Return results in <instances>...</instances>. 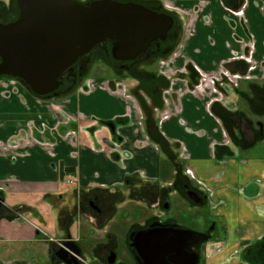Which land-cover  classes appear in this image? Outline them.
I'll list each match as a JSON object with an SVG mask.
<instances>
[{"label":"crops","instance_id":"0c3cea01","mask_svg":"<svg viewBox=\"0 0 264 264\" xmlns=\"http://www.w3.org/2000/svg\"><path fill=\"white\" fill-rule=\"evenodd\" d=\"M161 1L180 9L192 23L174 68L181 70L194 61L212 74L221 68L243 73L246 64L234 57L251 35L258 43V57L264 55V0H247L244 22L223 4L234 7L240 0ZM118 81L123 80L91 77L61 100L42 103L21 83L0 82V264H48L45 236H71L85 254L101 257L103 250L96 245L124 219L126 205L149 207L168 186L174 197L178 192L173 186L180 187L184 170L192 172L210 196L213 220L208 223L215 238L205 264H253L243 251L264 237V158L232 159L238 151L224 133L228 129L232 135L237 123L247 122L234 114L242 110L238 93L246 90V83L238 90L226 89L224 106L231 113L215 105L221 121L208 109L215 95L196 98L188 80L175 81L173 90L164 94L165 110L156 114L150 108L143 114L135 100L117 90ZM142 81L150 90L159 83ZM123 82L133 89L139 86L134 79ZM85 85L88 89L81 90ZM150 93L147 103L160 105ZM60 110L74 119L67 130L74 134L52 129ZM105 122L116 127L101 128ZM119 136L120 147L115 144ZM37 141L54 143L52 154ZM181 143L186 147L182 157ZM216 147H223V159L216 156ZM64 171L75 174L74 184ZM90 201L101 212L84 213ZM26 207L36 209L37 217L23 215ZM11 212L20 217L10 220ZM91 241L94 245L89 246Z\"/></svg>","mask_w":264,"mask_h":264},{"label":"flooded vegetation","instance_id":"af4514ba","mask_svg":"<svg viewBox=\"0 0 264 264\" xmlns=\"http://www.w3.org/2000/svg\"><path fill=\"white\" fill-rule=\"evenodd\" d=\"M18 0H0L5 5V9H2L0 7V22L3 24H8L10 22L15 21L19 17V7H18ZM79 3L82 4H89L92 3L95 0H76ZM123 3L128 2H134L141 5H144L151 9H159L163 8L167 14L174 17L175 23L174 27L169 32V36L174 32L175 27L178 25V22L181 24V34L178 39L177 44L173 49L170 50L168 53H163V51L168 47L169 45V38L166 41H158L153 44L151 49H149L148 53L139 56L136 60L131 61H120L116 60L113 57L112 54V44L110 42H107L106 44L102 46H97L91 53V59L88 62V57L84 58L83 60H79L76 65L75 69L71 71L73 74V77H70V81H64V84L60 87L58 90L59 92H66L67 89L71 87V91L68 93L61 95L59 97H52L50 99L42 98L37 95H35L32 91V94H34L39 102L43 101H53V100H61L62 98L68 96L72 92H74L77 88V85L80 84L83 80L88 81L89 78H94V76H89V74L92 72V68L94 63H105V66L108 67L110 70H112L115 74V76H106L103 75V77L108 78H120L124 81V79H134L139 82V86L135 89L130 88L126 85L123 81L117 82V90H121L124 96L127 98H132L135 100V102L138 104V107L140 108L141 112L145 114V112L150 108L155 114L164 111L166 107V101L164 100V94L168 93L169 91L173 90V86L175 84L176 80H182L186 81L188 80L189 84V91L192 95H194L196 98H202L207 97L209 95H215V98L213 101H210L208 103V109L210 113L216 115L214 112L215 105H219L223 107V110L226 112H230V110L226 109L225 103L227 100V88H232L234 90H238L243 83H246L247 87L246 90L240 91L238 93V98L240 99L239 107L242 108L240 111H236L234 114H241L245 120L246 123H237V129L235 132H232V135L230 134V131L228 129H225L226 131L225 136H228V143H230L231 146L235 147L237 149L234 151V154L231 155L232 159L237 160H249L247 158L248 154L245 156H242L245 152H249V149L254 148L257 143L264 139V55L262 58L258 57V43L254 36H250L249 40L242 42V48L243 51L240 54H237L234 57V60L236 61H242L246 64L247 68L245 72L243 73H234L231 72L229 69L221 68L218 72L212 74L206 72L204 69H202L199 65L194 63V61L188 62L183 69L179 70L174 68V63L176 59L178 58V54L181 50V47L184 44V40L187 37L188 31L192 28V23H190V20L188 18V15L181 13V10L178 8H170V6H167L164 2L161 0L154 1V0H116ZM224 6L228 10V12L231 15H234L236 17H239L242 22L245 20V10L247 8V0H240V3L237 4L234 7H230L226 3H224ZM162 12V10H160ZM158 44V45H157ZM103 47V48H102ZM103 52L102 55H96L98 49ZM96 52V53H95ZM1 62V59H0ZM88 62V63H87ZM155 65H158V69L155 67ZM86 66L88 68H86ZM156 68V69H155ZM192 73L195 75V77L192 79L191 75ZM153 79L154 82L158 81L159 83H156V86L150 90L149 87L144 85L143 79ZM1 85H8L9 83L18 82L21 83L19 80L7 77V76H1L0 77ZM22 84V83H21ZM23 85V84H22ZM26 87V86H25ZM81 86L78 87V90ZM87 90L88 85H85L84 88H81V90ZM155 96L159 98L160 105H149L147 103V99L149 96H151V92ZM177 99V96H176ZM58 117L54 115V125L53 130L54 131H62V129H65V132L67 130L72 129V126L75 125L74 119L66 114L64 111L60 110L58 111ZM227 112V113H228ZM242 112V113H240ZM231 113V112H230ZM229 113V114H230ZM250 116V118L248 117ZM164 116V115H163ZM166 116V115H165ZM221 121V117L216 115ZM101 128H108L106 125H109L110 130L114 129L116 127L115 123H103L100 124ZM30 128L32 129L34 127V124L31 123ZM46 124L42 125V130L46 129ZM96 128V127H95ZM98 130V127H97ZM64 132V133H65ZM63 133V134H64ZM68 134H74L71 133V131H67L65 133ZM122 138L119 136L116 138L115 144L120 147V145L123 144ZM38 143H41V145H46L49 150V154H52V150L55 148V144L51 143V141H37ZM114 144V145H115ZM185 146H180L179 155L182 157V152H185ZM231 150L230 147H227ZM101 149V147H99ZM223 149V147H216V156L218 158L223 159L222 154H220V151ZM229 151V150H228ZM264 156V155H263ZM231 159V158H230ZM64 174H66L68 177H71L69 184H74V178L75 174L70 173L67 171H64ZM183 176V179L180 182V187L176 188L173 186V190L178 192V196H180L182 199L187 200L193 205H204L210 204V196L207 189L202 186L200 183H198V180L192 175V172H188V170H184L183 173H179ZM181 178L180 176H177V179L179 180ZM178 181H176V184ZM172 196H170V187H164L160 191V195L158 197L157 203L152 204L149 207H146L144 205H140L139 209L136 210L133 206L132 210H127V206L123 212H125L124 222L127 224L129 221L128 218H130V215L132 216V219L134 222H138L136 224L131 225V228L129 229V232L126 236V249L127 253L120 254L116 256L117 247L116 245L111 242L110 234L107 235V237H102L104 239L102 244L96 245V250H103V253L101 254V257L95 256L94 253L92 254H85L84 250L82 249V246L79 244V242L71 239V236H69L68 239L62 240L58 237H52V236H45V240L48 243L49 247V256H48V264H66L61 259L56 257L55 253L61 249L65 248L64 243L67 241H74L78 247L80 248V256L78 257V261L80 264H90L89 258L90 255L93 256L98 262L101 264V260L103 261V264H146L144 258L139 254L138 252L132 247V235L135 238L136 235L139 232L142 231H148L151 229L153 225L154 228H163L167 229L169 232L170 237V227H181L185 228L181 225L176 224L173 221H170V219L164 221L161 220L160 217L163 215V212H160L157 214V212L151 213V208H158L162 210V207L164 206L165 210L170 209V204L166 203V201L170 202ZM47 199V198H45ZM202 200V202H200ZM166 203V204H165ZM132 204V203H130ZM2 203L0 202V209H1ZM85 207V208H84ZM84 213L86 210L92 211V213H95V210L98 212H101V209L95 204L94 201H90L89 204H86L84 206ZM136 210V211H134ZM18 212H21L18 211ZM22 213V212H21ZM139 214L138 218H134L136 214ZM26 214V216L30 215L32 217H37L38 212L36 209L29 207H26V210H24L23 215ZM16 216V218L20 217L17 216V214H13V212L9 213L10 216ZM160 216V217H159ZM14 218V219H16ZM10 219V220H14ZM160 225V226H159ZM213 226V225H212ZM191 230V229H188ZM194 231V230H192ZM196 232V231H195ZM214 227L211 229H206L205 231L201 232L207 235L208 239L201 244L197 245L193 248V252H196L199 256V262L198 264H205L206 262V256L208 253V245L213 241L215 238L214 233ZM200 233V232H197ZM41 234V232H39ZM264 240V237L259 240L257 243L254 244V246L250 247L248 250L243 251L244 259L251 261L253 264H264V244L263 246L257 244ZM92 244L89 246L94 245V241H91ZM72 254V252H71ZM114 254L115 260L113 263H110V259L112 258V255ZM241 254V252H240ZM68 260H70V256L68 257ZM73 262L72 260H70ZM167 263L170 264V254L167 258Z\"/></svg>","mask_w":264,"mask_h":264},{"label":"water","instance_id":"95a60500","mask_svg":"<svg viewBox=\"0 0 264 264\" xmlns=\"http://www.w3.org/2000/svg\"><path fill=\"white\" fill-rule=\"evenodd\" d=\"M19 17L8 24L0 22V77L19 80L35 95L50 99L66 92L58 90L70 81L76 63L88 57L97 46L112 44L116 60L131 61L148 53L154 43L166 41L163 53L175 47L181 24L163 8L116 0H18ZM162 10V12H160ZM158 45V44H157ZM87 62V63H88ZM87 68V66H86ZM202 202V200L200 201ZM151 227L132 235V247L146 264H198L193 248L208 239L181 227ZM160 226V225H159ZM55 255L66 264H80V248L74 241L64 243ZM72 252V254H71ZM70 256V260L68 257ZM115 260L114 254L110 263Z\"/></svg>","mask_w":264,"mask_h":264},{"label":"rangeland","instance_id":"374dc122","mask_svg":"<svg viewBox=\"0 0 264 264\" xmlns=\"http://www.w3.org/2000/svg\"><path fill=\"white\" fill-rule=\"evenodd\" d=\"M103 48V47H102ZM96 53V52H95ZM155 67L158 69V65H155ZM88 68V67H87ZM155 68V69H156ZM115 76L114 72L110 70L108 67L105 66V63H99L93 65L92 72L89 74V76ZM249 152H245L242 154V156H245L248 154L247 158L249 160L257 159V158H264V139L259 141L257 145L249 149ZM166 203L170 204V209L165 210L164 206L162 207V210L160 207L151 208V213L157 212L159 214L160 212H163V215L160 217L161 220H168L175 222L178 225H181L185 228L194 230L196 232H203L206 229H211L213 226L210 225L208 222L212 221L213 218L211 216L210 207L209 204L204 205H193L190 202H188L185 199H182L180 196L175 195L174 197H171L170 202L166 201ZM165 203V204H166ZM133 204H129L127 206V210H132ZM136 211V210H135ZM137 212V211H136ZM136 214V213H135ZM139 214L137 213L134 218H138ZM127 224L124 222L123 218H120V222L112 227V233H110V240L113 242L117 249V252L115 253L116 256H120V254L123 255V253H127L126 249V236L129 232V229L131 228V225L136 224L138 222H134L132 219V216L130 215V218H128ZM64 235V234H62ZM90 264H100L98 260H96L93 256L90 255L89 258ZM101 264H103V261L101 260ZM106 264V263H104Z\"/></svg>","mask_w":264,"mask_h":264},{"label":"trees","instance_id":"16d2710c","mask_svg":"<svg viewBox=\"0 0 264 264\" xmlns=\"http://www.w3.org/2000/svg\"><path fill=\"white\" fill-rule=\"evenodd\" d=\"M0 7H1L2 9H5V5H4L2 2H0ZM97 49H98V52H97L94 56H96V55H102L103 52L100 51L99 48H97ZM14 218H16L15 215L9 217V219H14ZM263 244H264V240H262L261 242H259V243L257 244V246H259V245L263 246Z\"/></svg>","mask_w":264,"mask_h":264}]
</instances>
